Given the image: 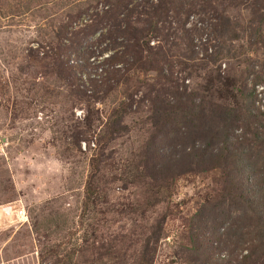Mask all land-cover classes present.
<instances>
[{
    "label": "rangeland",
    "instance_id": "rangeland-1",
    "mask_svg": "<svg viewBox=\"0 0 264 264\" xmlns=\"http://www.w3.org/2000/svg\"><path fill=\"white\" fill-rule=\"evenodd\" d=\"M173 1L132 10L147 44L129 48L132 68L101 80L119 40L111 49L100 26L76 57L73 32L126 0H0V264H202L189 229L218 173L188 158L165 180L164 170L150 176V102L176 83L220 106L232 104L224 87L237 100L242 85L254 95L264 80V0ZM121 111L124 130L103 141Z\"/></svg>",
    "mask_w": 264,
    "mask_h": 264
},
{
    "label": "trees",
    "instance_id": "trees-1",
    "mask_svg": "<svg viewBox=\"0 0 264 264\" xmlns=\"http://www.w3.org/2000/svg\"><path fill=\"white\" fill-rule=\"evenodd\" d=\"M162 1L169 8L176 4L173 0ZM132 3L133 0L114 3L101 15L95 12L90 24L73 32L75 41L71 45V54L75 53L76 57L80 54V42L87 36H95L100 26L99 38L108 40L111 49L119 40L113 57L104 60L101 65V80H108L106 77L109 74H115L122 68H132L135 57L129 48L147 44L143 41L140 45L142 38L134 33L131 13L135 7L147 4L148 0H136L131 8ZM177 3L179 6L185 4L183 0H177ZM151 26L149 22L150 29ZM183 26L184 22L180 21L178 28ZM180 40L191 51V39ZM87 47L91 48V45ZM118 60L120 64H117ZM80 64L68 68L74 80H79L75 75L84 70ZM179 87L178 83L165 88L163 85L160 93L150 102L156 135L152 136L151 153L147 155L145 167L152 178L164 170L159 180L162 181L165 180V173L172 172L177 164L188 158L193 159L196 165L210 163L212 170L218 173L217 188L213 191L212 201L201 205V209L193 215L189 241L194 249L199 250L202 264H211L210 256L215 253H226L222 255L223 260L215 264H264V115L253 112V92L242 85L240 100H237L228 87H224L219 93L227 94L230 98L224 100L232 104L220 106L205 98L197 99ZM92 92L96 95L95 88ZM122 118L123 111L110 116L103 141L108 142L124 130ZM239 130L241 134L237 135ZM177 148L181 149L180 159L176 156ZM184 167L187 168L186 165ZM208 228L213 235L206 237ZM160 229L158 227L156 239ZM239 253L242 255L237 258Z\"/></svg>",
    "mask_w": 264,
    "mask_h": 264
},
{
    "label": "built area",
    "instance_id": "built-area-1",
    "mask_svg": "<svg viewBox=\"0 0 264 264\" xmlns=\"http://www.w3.org/2000/svg\"><path fill=\"white\" fill-rule=\"evenodd\" d=\"M254 105L256 109L264 113V80L254 87Z\"/></svg>",
    "mask_w": 264,
    "mask_h": 264
},
{
    "label": "bare ground",
    "instance_id": "bare-ground-1",
    "mask_svg": "<svg viewBox=\"0 0 264 264\" xmlns=\"http://www.w3.org/2000/svg\"><path fill=\"white\" fill-rule=\"evenodd\" d=\"M7 213H8V212H7ZM7 213H6V214H7ZM18 213H19V212H18ZM9 214H10V213H9ZM10 215H11V214H10ZM7 217H8V216H7ZM7 219H8V218H7Z\"/></svg>",
    "mask_w": 264,
    "mask_h": 264
}]
</instances>
